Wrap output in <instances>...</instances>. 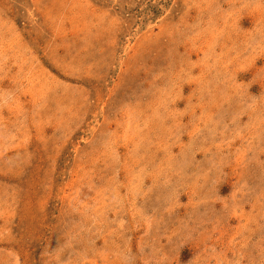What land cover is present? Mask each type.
Here are the masks:
<instances>
[{
  "label": "rangeland",
  "instance_id": "1",
  "mask_svg": "<svg viewBox=\"0 0 264 264\" xmlns=\"http://www.w3.org/2000/svg\"><path fill=\"white\" fill-rule=\"evenodd\" d=\"M0 264H264V0H0Z\"/></svg>",
  "mask_w": 264,
  "mask_h": 264
}]
</instances>
